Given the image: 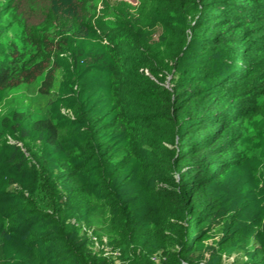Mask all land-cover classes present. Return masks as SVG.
Returning a JSON list of instances; mask_svg holds the SVG:
<instances>
[{"label": "trees", "instance_id": "1", "mask_svg": "<svg viewBox=\"0 0 264 264\" xmlns=\"http://www.w3.org/2000/svg\"><path fill=\"white\" fill-rule=\"evenodd\" d=\"M51 1L64 9L74 10L75 5L86 14V0ZM150 1L156 3L153 11H146L145 4L137 11L114 7L115 26L103 38L107 58L102 53L92 57V64H100L108 79L106 107L95 109L74 100L68 118L58 120L48 114L31 121L29 131L62 157L56 159L58 173L52 176L43 156L28 153L40 191L21 197L11 208L13 220L5 228L0 226V264L6 261L7 234L21 226L20 214L43 222L47 228L43 235H28L35 243L50 245L57 263L108 264L66 229L63 216L70 208L78 212L98 208L107 214L110 240L127 264H155L150 259L153 251L161 264H194L193 248L220 208L212 186L241 164L240 154L239 159L233 157L238 155L239 122L258 105L257 97L239 103V94L256 95L264 81V66L253 65L254 59L247 57L250 50L244 47L250 34L254 54L264 52L260 32L264 0ZM54 9L52 4L41 29H23L29 49L12 45L0 62V93L5 98L37 81L40 94L51 92L61 68L58 54L81 31L57 29ZM140 15L166 19L158 45L150 44L140 31ZM76 19L85 32L93 28L87 16ZM238 50L245 52L244 57H237ZM247 62L258 73L249 67L239 69ZM13 115L15 120L23 119L17 111ZM76 128L81 133H75ZM89 173L94 185L82 179ZM134 183L149 206L148 225L136 216L137 194L118 193L133 190ZM91 188L98 190L97 196ZM141 248L145 249L137 252ZM251 260L264 264V252ZM205 264H218V258Z\"/></svg>", "mask_w": 264, "mask_h": 264}, {"label": "rangeland", "instance_id": "2", "mask_svg": "<svg viewBox=\"0 0 264 264\" xmlns=\"http://www.w3.org/2000/svg\"><path fill=\"white\" fill-rule=\"evenodd\" d=\"M86 1L87 5L84 7L86 14H83L75 5L74 10L64 9L58 5L59 3L51 0H0V62L8 57L9 47L12 45L23 51L31 47L24 42L25 27L29 30L32 27L41 29L40 25L50 16L49 10L52 4L56 15L53 22L58 25L57 29L61 28L65 32L71 30L76 32L77 29H81L70 37L63 51L58 54L61 68L56 72L54 86L48 95L37 91L38 81L10 92L7 98L0 93V226L2 228L9 225V220L13 217L11 208L17 207L21 197L37 196L40 191L35 167L28 162L30 151L47 160L52 176L58 173L56 159L62 155L45 147L39 141L37 134L29 131L31 121L48 114L56 116L58 120L62 117L68 118L71 116L69 107L74 100L88 106L92 105L95 109H104L108 79L100 64H92V57L102 53L107 58L103 38L115 26L116 17L113 8L130 6L132 10L135 8L137 11L141 4H145L146 11L149 8L153 11L152 7L156 5L155 1L150 0ZM76 15L87 16L88 23L93 28L85 32L83 24L76 19ZM164 21L166 19L163 15H154L151 18H146L145 15L139 16L138 24L141 28L139 29L150 44L158 45L164 35L162 24ZM174 22L180 25L178 20ZM187 23L188 21L186 24L182 22L181 25L187 27ZM93 29L96 32H93ZM260 32L264 33V27H261ZM252 40L250 34H246L244 47L245 51L248 48L250 50L247 57L254 59L253 65L264 66V52L256 56L255 48H251ZM240 53L238 50L237 57L243 56L245 52ZM259 57L261 59L258 63ZM251 63H244L239 69L243 71L245 67H249V70L253 71L254 68L250 67ZM254 71L258 73L257 68ZM250 77L254 81V74ZM259 89L256 95L239 94V103L246 104L251 97H257L255 99L258 105L256 109L248 111V115L239 122L238 155L233 157L237 156L239 159L240 154L241 164H237L236 168L227 172L219 185L212 186L215 196L220 201V208L216 216L207 223L204 238L193 248L191 256L194 264H205L215 257L218 258V264H252L253 255L264 252V81ZM14 111L21 113L23 119L15 120ZM75 133H81V130L76 128ZM91 175V173L84 174L82 179L89 185H94ZM92 190L97 196L98 190ZM121 192L125 193L126 197L137 194L133 200L136 216L148 225L149 206L137 192L136 184L133 190L119 189L118 193ZM24 216L18 215V221H21V226L24 227L20 226L12 234H7L4 243L6 261L2 264H60L52 257L50 245L38 244L33 240V236H41L46 231L43 222H32ZM63 220L66 229L75 234L80 244L88 248L91 253L105 258L108 264H127L121 259V252L114 246L113 240H110L108 215L102 210L93 208L90 212L84 210L78 212L72 208L66 209ZM142 249L145 248L139 251L137 249V252ZM150 255L152 262L161 264L158 253L153 251Z\"/></svg>", "mask_w": 264, "mask_h": 264}]
</instances>
